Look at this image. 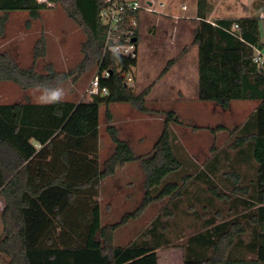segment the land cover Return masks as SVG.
<instances>
[{
  "label": "trees",
  "instance_id": "obj_1",
  "mask_svg": "<svg viewBox=\"0 0 264 264\" xmlns=\"http://www.w3.org/2000/svg\"><path fill=\"white\" fill-rule=\"evenodd\" d=\"M54 1L86 35L81 44L83 58L74 73L81 74L94 64L99 71L108 69L109 76L100 78L108 94L94 95L87 101L0 104V195L5 201L0 216V263L4 256L7 264H158L157 249L170 243L163 217L173 214L183 202L192 178L183 175L180 181L171 179L184 165L171 128L172 122L180 120L173 110L165 111L152 152L143 156L119 136L106 108V131L113 149L100 165V106L129 103L149 113L146 96L153 83L134 91L122 73L135 67L137 58L100 51L105 33L98 22L102 0H82V7L80 0ZM45 6L36 0H0V37L9 11L24 10L35 19ZM197 16L192 41L197 46L198 99L223 108L231 100L257 101L248 117L231 131L235 160L254 163L255 171L247 185H240V172L223 175L232 184V196L222 193L204 170L194 176L227 205L230 217L215 223L217 218H224L221 211H216L201 231L189 236L182 247L183 264H264V56L262 63L253 61L256 50L264 48L261 20L255 14L207 21L205 0H198ZM234 23L239 28L231 31ZM43 55L44 42L40 39L33 59ZM171 64H166L160 76ZM70 76L72 70L60 72L50 65L44 73L37 72L33 65L22 67L9 52L0 51V81H12L22 89L55 88ZM224 128L217 125L210 131ZM137 160L144 172L139 206L125 212L117 222L102 224L98 201L101 181ZM219 160L216 153L206 167L213 169L212 164ZM165 198L167 204L140 236L125 245L114 244L120 226L139 217L152 202ZM186 200L202 202L198 191ZM248 230V238L242 239Z\"/></svg>",
  "mask_w": 264,
  "mask_h": 264
},
{
  "label": "rangeland",
  "instance_id": "obj_2",
  "mask_svg": "<svg viewBox=\"0 0 264 264\" xmlns=\"http://www.w3.org/2000/svg\"><path fill=\"white\" fill-rule=\"evenodd\" d=\"M154 1L158 3L160 0ZM182 2L192 5V0H167V6H157L161 13L144 15L138 34V64L122 73L126 83L136 92L149 83H153L158 95L154 93L155 95L146 98L147 106L151 111L143 113L129 103L117 102L107 107L101 105L99 113L98 160L100 164L113 149L106 131L108 123L106 108L111 111L112 121L115 123L119 136L131 144L136 153L143 156L152 152L153 145L163 127L165 111L173 110L180 120L179 123L172 122L171 128L175 134L177 152L184 165L171 179L180 181L183 175H191L192 178L186 186L188 193L182 197L183 202L178 206L175 214L164 217L168 224L167 237L171 244L158 250L160 262L158 264H164L168 260L175 263L180 261L181 250L188 237L201 230L206 221L214 218L216 211H221L224 217L217 218L216 222L230 217L226 212L227 205L212 196L207 191V185L194 177L201 169L208 177L211 175L210 178L214 179L213 183L217 184L222 193L231 196L232 184L223 175L232 171L240 172L242 176L240 185H247L253 179L255 171L254 163H241L235 160L236 148L232 146L234 136L231 133L232 129L240 125L253 111L255 100H231L228 106L223 108L218 103L202 101L196 97L179 99L175 91L171 92L169 88L170 83L176 87L181 86L185 89L186 95L192 94L190 92L194 88L192 76L196 59L190 52L192 50L190 39L193 34L189 27L181 23V20H189L187 16L191 14L192 9L189 11L188 8L187 11L182 12L180 9ZM79 5L82 7V0L79 1ZM212 6L215 9L213 16L258 15L261 20V40L264 42V12L257 11L264 10V0H212ZM1 15L2 12H0ZM6 16L7 21L3 35L0 37V51L9 52L22 67L33 65L37 72H46L48 65L60 72L72 70V76L63 80L57 87L64 89L66 94L64 100H81L96 73L97 66L91 65L81 74L74 73L83 58L81 44L86 39V35L83 29L68 17L63 6L56 1L53 6L46 5L35 19L24 10L9 11ZM86 16L89 17L90 13ZM210 19L213 20V17ZM40 39L44 42V55L34 60L33 51ZM185 52L188 54L184 55ZM262 52L264 53V48ZM169 61H172L174 66L167 69L168 72L167 70L164 72L165 76H163L164 73L163 77L160 76ZM128 76L131 78L127 79ZM159 78L161 82L157 80ZM37 89L38 87L22 89L12 81H0V104L17 101L39 103L37 97L40 92ZM217 125L225 128L210 131V128H216ZM216 153L220 158L219 162L212 164L213 169L210 166L207 168L206 166L211 165L210 161ZM143 175L141 163L137 160L128 162L113 176L101 181L99 203L103 224L117 222L124 211L135 207L134 204L140 198ZM128 181H131L130 184ZM129 186L132 193L127 197L123 189ZM197 191L202 202L186 200L188 197L193 198ZM242 197L246 198L245 195ZM208 198L211 200L207 201ZM163 204L164 202H152L144 210L143 216L124 227L120 226L117 229L119 238H114V244L123 245L126 240L133 239L136 232L160 212ZM242 208L239 206L240 211ZM248 233L249 230L241 238L246 240ZM1 235L0 222V237ZM165 249L172 251L170 256L165 257ZM2 257L0 264H7L4 256Z\"/></svg>",
  "mask_w": 264,
  "mask_h": 264
},
{
  "label": "built area",
  "instance_id": "obj_3",
  "mask_svg": "<svg viewBox=\"0 0 264 264\" xmlns=\"http://www.w3.org/2000/svg\"><path fill=\"white\" fill-rule=\"evenodd\" d=\"M36 1L47 6L55 5L54 0ZM167 5V0H160L158 3H155L154 0H102L98 10V22L104 27L105 33L100 51L103 53L106 51L112 52V48L115 47L119 49V55L137 58L139 27L144 15L161 13L157 6L164 7ZM188 8V2L180 3L182 11H187ZM238 28L239 25L234 23L231 31H235ZM263 56L264 53L262 51L256 50L253 61L262 63ZM109 72L108 69L99 71L97 68L96 73L85 89V96L81 100L87 101L94 95H107L108 89L106 86L101 85L100 78L108 77ZM130 78L129 76L127 77V79ZM4 208L5 201L0 195V216Z\"/></svg>",
  "mask_w": 264,
  "mask_h": 264
},
{
  "label": "crops",
  "instance_id": "obj_4",
  "mask_svg": "<svg viewBox=\"0 0 264 264\" xmlns=\"http://www.w3.org/2000/svg\"><path fill=\"white\" fill-rule=\"evenodd\" d=\"M197 5H198V0H192V5H190L189 6V11H191V9H192V11H191V14L189 15V16H187V17H189L188 19L189 20H181V23L185 26V27H189V29L192 31V34H193V32H194V30H195V28H196V26H197V23H198V19H199V17L197 16ZM183 12V11H182ZM205 13H206V17H207V21H214L215 19H217V18H229V17H242V16H252V14H248V15H241V14H239V15H234V16H229V15H221V16H213V13H215V9H214V7L212 6V0H205ZM182 16H184V15H182ZM211 17H213V20H211L210 18ZM188 25V26H186V25ZM193 36H192V38L190 39V44H191V46H192V50L190 51V52H192V54H194V56H195V59H196V62H195V68H194V74H193V76H192V81H193V85H194V88H193V90L190 92V93H192V94H190V95H186V91H185V89H183V87H181V86H179V87H176L175 85H173V83H170V86H169V88H170V90H171V92H173V91H175V93L177 94V98H179V99H184V98H194V97H196V98H198V71H197V46L193 43ZM185 54H188L187 52H185L184 53V55ZM137 64H138V62H137ZM137 66V65H136ZM166 66V65H165ZM174 66V63L172 62V64L168 67V70L171 68V67H173ZM168 70H167V72H168ZM167 72H166V74H167ZM163 76H165V73L163 74ZM162 76V77H163ZM161 77V78H162ZM161 78H159V79H157V80H159V82H161L160 81V79ZM150 84V83H149ZM157 91H155V86L153 85L152 87H151V90H150V92H149V94L146 96V98L148 99L149 97H151V96H153V95H155L154 93H156ZM157 95H158V93H156ZM36 103V102H35ZM256 105H257V101H256V104H255V106H254V108L256 107ZM100 113V112H99ZM99 120H100V118H99ZM112 124L114 125L115 123L112 121ZM98 129H99V126H98ZM100 135V134H99ZM98 145H99V139H98ZM131 145V144H130ZM132 146V145H131ZM132 148H133V146H132ZM134 149V148H133ZM135 151V150H134ZM136 154H138V153H136ZM138 155H140V154H138ZM102 164V163H101ZM100 164V165H101ZM113 176V175H112ZM130 182L131 181H128V184H130ZM141 189H140V198H139V200H137L136 201V204H134V208L133 209H135L136 207H138L139 206V204H140V202H141V199H142V197H143V193H144V189H143V177H142V182H141ZM101 187V186H100ZM124 190V193H125V195L128 197V195L130 194V193H132V190H131V186H129L127 189H123ZM125 196V197H126ZM99 197H100V191H99V196H98V201H99ZM168 199V198H167ZM167 199L165 198V199H162V200H159L158 202H164V204L163 205H161V209H162V207H164L166 204H167ZM155 202H157V201H155ZM121 203L123 204L124 203V201L122 200L121 201ZM152 204V203H151ZM99 205H100V203H99ZM132 209V210H133ZM100 211H101V208H100ZM128 211H131V210H126V211H124L123 213H122V215L125 213V212H128ZM143 214V213H142ZM140 215L139 217H137V218H135V219H130L126 224H124V225H122V227H124V226H126L128 223H130V222H133V221H135V220H137V219H139L141 216H143V215ZM121 215V216H122ZM157 215V214H156ZM172 215H174V213L173 214H171V215H168L167 217H171ZM121 218V217H120ZM163 219H164V217H163ZM151 220L152 219H150L149 221H147V223L146 224H144L142 227H141V229H139L138 230V232H136V235H135V237H133V239L131 238V239H129V240H126V242H125V244H127V243H129V242H131L132 240H134V239H136L138 236H140V233H141V231L145 228V227H147L149 224H150V222H151ZM165 220V219H164ZM220 222V221H219ZM101 223L103 224V222L101 221ZM216 223H218V222H216ZM120 228V227H119ZM203 229V227L201 228V230ZM167 230H168V228L165 230V233H166V235L168 234V232H167ZM201 230H199V231H201ZM199 231H197V232H199ZM197 232H195V233H197ZM195 233H193V234H195ZM192 235V234H191ZM114 238H119L118 237V231L116 230L115 231V234H114ZM121 242V241H120ZM122 243H124V242H122ZM125 244H123V245H125ZM169 244H171V243H169ZM169 244H166V245H164V246H161L160 248H162V247H166V246H168ZM115 245H120V244H115ZM160 248H158L157 249V253H158V250L160 249ZM180 250H181V248H180ZM183 250H181V255H180V261H178L177 263H175L174 261H171V260H168V262L166 261L165 263H171V264H183V252H182ZM171 252L172 251H170V249H165V257L168 255V256H170L171 255ZM158 256H159V253H158ZM158 262H159V258H158ZM160 263V262H159ZM164 263V264H165Z\"/></svg>",
  "mask_w": 264,
  "mask_h": 264
},
{
  "label": "clouds",
  "instance_id": "obj_5",
  "mask_svg": "<svg viewBox=\"0 0 264 264\" xmlns=\"http://www.w3.org/2000/svg\"><path fill=\"white\" fill-rule=\"evenodd\" d=\"M114 56H117L119 53L118 48H112ZM40 92V95L37 97V100L41 104H53L60 103L65 98V91L62 87H38L37 89Z\"/></svg>",
  "mask_w": 264,
  "mask_h": 264
}]
</instances>
